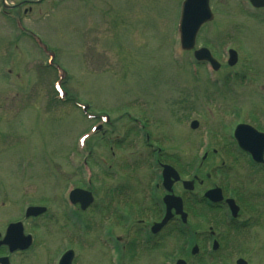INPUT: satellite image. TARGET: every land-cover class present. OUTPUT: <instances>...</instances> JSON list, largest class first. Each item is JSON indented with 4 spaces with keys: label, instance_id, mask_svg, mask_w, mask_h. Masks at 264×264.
Returning a JSON list of instances; mask_svg holds the SVG:
<instances>
[{
    "label": "rangeland",
    "instance_id": "obj_1",
    "mask_svg": "<svg viewBox=\"0 0 264 264\" xmlns=\"http://www.w3.org/2000/svg\"><path fill=\"white\" fill-rule=\"evenodd\" d=\"M182 1L47 0L21 20L22 30L0 18V63L9 68L0 69V224L21 220L30 204L46 207L38 230L50 231L56 221L49 236L35 232L40 257L47 256L44 250L50 249L53 258L73 247L79 249L75 264H96L100 257L103 264H175L178 258L196 264L185 236L210 222L201 194L213 186H224L228 193L264 189V171L246 161L232 138L241 123L264 133V9L254 12L246 0H210L213 18L199 30L192 50H211L220 64L212 72L193 60L192 51L180 48ZM229 48L236 52L232 66L226 64ZM52 53L57 66L48 68L44 64ZM57 93L64 100H57ZM100 115L109 123L93 133ZM133 118L142 119L145 128ZM192 120L198 121L196 130L189 127ZM87 134L85 149L77 151L76 137ZM86 156L93 174L88 182L81 168ZM155 158L175 167L182 179L196 175L197 184L202 180L186 196L196 209L183 227L185 236L178 224V231L170 227L153 250H141L138 261L124 253L112 262L99 246L86 260L80 251L86 240L105 231L106 241H121L128 225L140 227L135 203L142 198L153 207L143 226L155 220L153 209L163 192ZM106 176L117 184L109 197L98 188L97 179ZM76 186L98 193L96 215L71 209L67 193ZM179 186L175 194L183 192ZM94 222L102 227L87 233Z\"/></svg>",
    "mask_w": 264,
    "mask_h": 264
},
{
    "label": "flooded vegetation",
    "instance_id": "obj_2",
    "mask_svg": "<svg viewBox=\"0 0 264 264\" xmlns=\"http://www.w3.org/2000/svg\"><path fill=\"white\" fill-rule=\"evenodd\" d=\"M46 1L0 0V18L8 19L9 24L13 25L17 20L21 21L28 16L30 17L35 9ZM2 20L0 19L1 25ZM4 50L7 49H2L1 52H4ZM5 57L8 59L7 56ZM4 66L8 67L7 64L0 63V68ZM249 161L264 171V164H256L251 158H249ZM194 178L196 182L197 177L194 176ZM201 181H199V184H202ZM195 182L193 183V190L199 188V186L197 187L199 184ZM177 185L182 188L181 182L175 183L173 186L174 191ZM156 187L158 188V185ZM218 187L221 190V198L217 192H214L208 201L205 199L208 205L207 211L210 215V222L207 224L199 223L198 229H193L192 231L189 229L190 236H185L183 228L181 230L182 236H185L187 242L191 245L193 244L190 254L193 252L192 257L196 259V264H264V190L258 188L257 192L244 190L240 193H228L226 187ZM210 189L214 188L210 187L207 190ZM161 193H163L162 196L166 194L164 191ZM176 194L180 193L177 192ZM185 196L186 194L184 193ZM179 197L183 198L182 195ZM227 199L234 201L235 209L228 206L226 203ZM182 200L183 206H185L184 198ZM209 201L215 203H210ZM193 202L196 205L194 199ZM172 211L174 210L172 209ZM188 215H193V213ZM200 215L204 217L203 214L200 213ZM172 222L171 226L176 228L174 232H177L178 228L177 224H175L177 217L173 216ZM8 224H0V264H52L56 256L54 258H51V255L49 257H40L41 245H39L35 233L27 229L28 224L22 225L23 236L29 234L32 238L31 244L25 249L16 248L15 245L19 243L20 234L15 228L9 234V231L7 232ZM138 224L140 226L138 227L139 229L141 227L143 230L146 229L142 221H139ZM168 225L164 226L157 235L152 236L150 234L149 237L152 236L162 240L163 236L168 232ZM203 225H207V228H204ZM140 232L143 233L142 231ZM145 233L148 236L147 229ZM114 241V247L117 248L116 245L119 240L116 239ZM185 245L188 246L187 243ZM175 252L178 253L179 251L175 249ZM207 253H212V255L209 256ZM103 262L104 257L98 258L97 264H103ZM183 264L188 263L184 261Z\"/></svg>",
    "mask_w": 264,
    "mask_h": 264
},
{
    "label": "water",
    "instance_id": "obj_3",
    "mask_svg": "<svg viewBox=\"0 0 264 264\" xmlns=\"http://www.w3.org/2000/svg\"><path fill=\"white\" fill-rule=\"evenodd\" d=\"M251 4L255 7L264 6V0H249ZM212 19V14L210 12L208 6V0H186L184 2V8L182 11V17L180 21V33H181V46L183 49L189 50L194 45V40L196 33L199 27ZM194 57L197 60H206L209 61L212 67L217 68L218 64L211 58L209 52L201 48L199 50L194 51ZM236 60L235 53L230 51V59L229 65H232ZM191 126L195 128L197 126L196 122H192ZM234 136L238 142V145L248 151L253 159L257 162L262 161L263 154V145H264V136L260 133L256 132L253 128L247 125H239L237 126ZM163 185L166 190L170 191V187L172 184L171 178L174 181L178 180V175L176 171L170 166H163ZM184 187L187 189L191 188V183H184ZM218 191V190H217ZM215 191L209 192L207 196L211 197V195ZM75 196L78 194V197L74 198L78 201H81L82 207L86 206L91 202V196L87 192H82L79 190L75 191ZM74 199V200H75ZM166 202L167 210L166 215L163 220L153 227V231H157L162 227L171 217L170 210L173 207L177 214L181 215L182 220H185V214L182 213L180 199L174 198L172 196H166L164 198ZM32 211H36V209L32 208Z\"/></svg>",
    "mask_w": 264,
    "mask_h": 264
}]
</instances>
